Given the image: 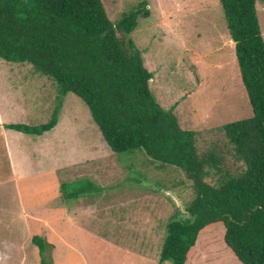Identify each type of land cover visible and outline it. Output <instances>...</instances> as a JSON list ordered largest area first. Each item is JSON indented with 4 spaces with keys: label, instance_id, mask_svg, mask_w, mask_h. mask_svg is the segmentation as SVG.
<instances>
[{
    "label": "rangeland",
    "instance_id": "rangeland-1",
    "mask_svg": "<svg viewBox=\"0 0 264 264\" xmlns=\"http://www.w3.org/2000/svg\"><path fill=\"white\" fill-rule=\"evenodd\" d=\"M102 1L114 23L147 1L151 15L132 38L155 99L197 133L200 152L226 142L220 127L253 115L220 0ZM257 10L264 38V2ZM58 107L57 126L42 136L6 128L48 123ZM88 181L99 192L66 199L63 185ZM195 199L183 170L113 153L81 98L0 58V264H160L167 223ZM222 227L199 236L186 264H240ZM35 236L52 245L45 254Z\"/></svg>",
    "mask_w": 264,
    "mask_h": 264
},
{
    "label": "trees",
    "instance_id": "trees-1",
    "mask_svg": "<svg viewBox=\"0 0 264 264\" xmlns=\"http://www.w3.org/2000/svg\"><path fill=\"white\" fill-rule=\"evenodd\" d=\"M258 1L264 2L220 0L253 115L220 127L226 142L200 152L197 133L183 130L174 108L155 99L153 73L132 38L139 21L151 15L147 1L114 23L102 0H0L1 59L30 64L57 84L61 97L81 98L113 153H145L183 170L193 182L196 199L167 223L160 264H186L199 236L216 224L240 264H264V38ZM60 107L48 123L6 128L42 136L57 126ZM226 157L240 168L230 169ZM63 190L66 199L99 192L91 181ZM33 242L41 254L52 246L39 236Z\"/></svg>",
    "mask_w": 264,
    "mask_h": 264
},
{
    "label": "clouds",
    "instance_id": "clouds-1",
    "mask_svg": "<svg viewBox=\"0 0 264 264\" xmlns=\"http://www.w3.org/2000/svg\"><path fill=\"white\" fill-rule=\"evenodd\" d=\"M175 202H178L177 200ZM178 204V203H177Z\"/></svg>",
    "mask_w": 264,
    "mask_h": 264
},
{
    "label": "water",
    "instance_id": "water-1",
    "mask_svg": "<svg viewBox=\"0 0 264 264\" xmlns=\"http://www.w3.org/2000/svg\"><path fill=\"white\" fill-rule=\"evenodd\" d=\"M178 203V202H177Z\"/></svg>",
    "mask_w": 264,
    "mask_h": 264
}]
</instances>
